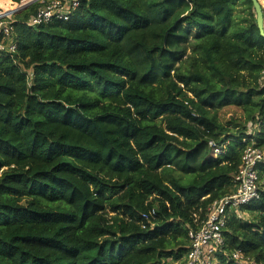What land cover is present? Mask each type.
I'll return each mask as SVG.
<instances>
[{
    "label": "trees",
    "instance_id": "obj_1",
    "mask_svg": "<svg viewBox=\"0 0 264 264\" xmlns=\"http://www.w3.org/2000/svg\"><path fill=\"white\" fill-rule=\"evenodd\" d=\"M39 5L0 57V264L183 261L245 149L264 147L252 0H80L27 26ZM228 106L244 118L222 122ZM258 173L261 197L229 212L214 264H264Z\"/></svg>",
    "mask_w": 264,
    "mask_h": 264
},
{
    "label": "built area",
    "instance_id": "obj_2",
    "mask_svg": "<svg viewBox=\"0 0 264 264\" xmlns=\"http://www.w3.org/2000/svg\"><path fill=\"white\" fill-rule=\"evenodd\" d=\"M21 2L23 3V0ZM36 2L40 5L35 8L26 21V25L32 28L57 20H68L72 11L80 4V0H36ZM16 6H18L16 11H0V57L13 56V52L17 49L15 39L17 19L13 14L26 7L19 9L21 7L19 3ZM211 144L213 143L211 142ZM260 165H264V147L249 146L244 151L239 171L235 175V190L211 203L206 218L198 229L189 231L190 246L185 264H214L217 253L224 251L223 229L229 212L231 210L240 212L241 207L261 197L258 173ZM155 215V209H150L143 213L142 217L150 221ZM233 257L239 261L244 260V255L241 252L234 253Z\"/></svg>",
    "mask_w": 264,
    "mask_h": 264
},
{
    "label": "rangeland",
    "instance_id": "obj_3",
    "mask_svg": "<svg viewBox=\"0 0 264 264\" xmlns=\"http://www.w3.org/2000/svg\"><path fill=\"white\" fill-rule=\"evenodd\" d=\"M14 2V1H12ZM38 2V1H37ZM36 0H23V3L20 2L19 5H21V7L19 9H22L23 7L25 9H27L28 7H31L32 5L37 3ZM260 2L262 3V6L264 8V0H260ZM16 4L18 3H6V5L8 6L7 8L5 7H0V11H6V12H12V11H16L17 7ZM242 10V6H239V10ZM19 12H17L16 14L14 13L13 16L17 15ZM220 120L224 123H227L231 118H244L243 112L239 107L236 106H228L223 108L220 111ZM248 132L251 133L254 131L255 126H253V124H248ZM241 211V210H240ZM242 212V211H241ZM242 216L244 219L248 218V214L246 212L242 213ZM174 264H185V259L181 262H177Z\"/></svg>",
    "mask_w": 264,
    "mask_h": 264
},
{
    "label": "water",
    "instance_id": "obj_4",
    "mask_svg": "<svg viewBox=\"0 0 264 264\" xmlns=\"http://www.w3.org/2000/svg\"><path fill=\"white\" fill-rule=\"evenodd\" d=\"M252 2L255 9L257 26L261 35L264 36V8L260 0H252Z\"/></svg>",
    "mask_w": 264,
    "mask_h": 264
},
{
    "label": "crops",
    "instance_id": "obj_5",
    "mask_svg": "<svg viewBox=\"0 0 264 264\" xmlns=\"http://www.w3.org/2000/svg\"><path fill=\"white\" fill-rule=\"evenodd\" d=\"M12 2V0H10ZM13 3V2H12Z\"/></svg>",
    "mask_w": 264,
    "mask_h": 264
}]
</instances>
